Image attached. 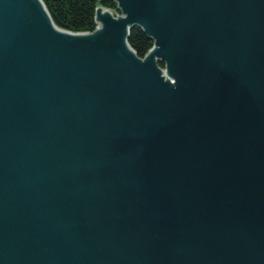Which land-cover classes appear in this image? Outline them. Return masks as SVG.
<instances>
[{
	"label": "water",
	"instance_id": "water-1",
	"mask_svg": "<svg viewBox=\"0 0 264 264\" xmlns=\"http://www.w3.org/2000/svg\"><path fill=\"white\" fill-rule=\"evenodd\" d=\"M115 1L0 0V264H264V0Z\"/></svg>",
	"mask_w": 264,
	"mask_h": 264
},
{
	"label": "trees",
	"instance_id": "trees-1",
	"mask_svg": "<svg viewBox=\"0 0 264 264\" xmlns=\"http://www.w3.org/2000/svg\"><path fill=\"white\" fill-rule=\"evenodd\" d=\"M54 24L70 32H92L95 29V9L98 6L119 12L114 0H42ZM128 44L136 55L143 58L153 41L134 26L129 31ZM160 66H163L160 63Z\"/></svg>",
	"mask_w": 264,
	"mask_h": 264
},
{
	"label": "bare ground",
	"instance_id": "bare-ground-1",
	"mask_svg": "<svg viewBox=\"0 0 264 264\" xmlns=\"http://www.w3.org/2000/svg\"><path fill=\"white\" fill-rule=\"evenodd\" d=\"M42 1V0H41ZM115 1V0H114ZM42 3L44 4V2L42 1ZM115 3H116V1H115ZM44 6H45V4H44ZM116 6H117V3H116ZM99 7H102V6H98L97 8H99ZM45 8H46V6H45ZM96 8V9H97ZM104 8V7H103ZM118 8V7H117ZM96 9H95V16H94V22H95V29L93 30V31H95L96 29H99V28H101V26H100V24H99V22L96 20ZM107 9V8H106ZM46 10H47V8H46ZM110 12H112L113 13V15H114V18H120V17H124V15L121 13V11L119 10V12H113V11H111L110 9H108ZM47 12H48V10H47ZM48 14H49V12H48ZM49 16H50V14H49ZM51 17V16H50ZM52 19V18H51ZM52 22H53V20H52ZM53 24H54V22H53ZM55 25V24H54ZM56 26V25H55ZM57 28H59V29H61V30H64V29H62V28H60V27H58V26H56ZM64 31H68V30H64ZM68 32H70V31H68ZM72 33H76V32H72ZM77 33H83V32H77Z\"/></svg>",
	"mask_w": 264,
	"mask_h": 264
}]
</instances>
